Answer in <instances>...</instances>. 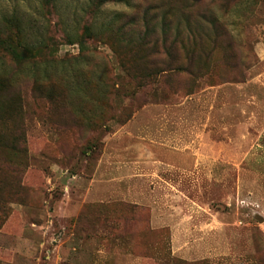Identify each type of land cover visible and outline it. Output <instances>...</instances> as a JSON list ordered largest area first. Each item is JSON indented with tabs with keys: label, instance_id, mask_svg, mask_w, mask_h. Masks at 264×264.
Listing matches in <instances>:
<instances>
[{
	"label": "rangeland",
	"instance_id": "rangeland-1",
	"mask_svg": "<svg viewBox=\"0 0 264 264\" xmlns=\"http://www.w3.org/2000/svg\"><path fill=\"white\" fill-rule=\"evenodd\" d=\"M144 36L176 39L200 77L135 80L167 59L143 60ZM263 72L264 0H0V264L148 256L151 200L181 233L155 264H264V160L197 167L181 129L185 95Z\"/></svg>",
	"mask_w": 264,
	"mask_h": 264
},
{
	"label": "crops",
	"instance_id": "crops-1",
	"mask_svg": "<svg viewBox=\"0 0 264 264\" xmlns=\"http://www.w3.org/2000/svg\"><path fill=\"white\" fill-rule=\"evenodd\" d=\"M235 100L241 101V105L234 106ZM188 101H193V106H187ZM182 111L186 115H181V129L192 128L197 138L193 157L197 167L204 161L264 160V72L243 84L226 83L202 89L185 98L181 103ZM191 115L193 117L187 118ZM237 144L242 146L237 148ZM213 171L208 170L209 175L212 176ZM250 171L253 170H248L251 174ZM149 203V254H120L129 258L128 264L170 263L176 257H181V233L170 230L168 220L160 217L161 213L157 211L153 200ZM103 240H107L106 236ZM107 254L108 258L113 257L109 256L110 251L103 249L93 253L101 258H106Z\"/></svg>",
	"mask_w": 264,
	"mask_h": 264
},
{
	"label": "trees",
	"instance_id": "trees-1",
	"mask_svg": "<svg viewBox=\"0 0 264 264\" xmlns=\"http://www.w3.org/2000/svg\"><path fill=\"white\" fill-rule=\"evenodd\" d=\"M54 0H45L46 3L51 4ZM147 22V23H146ZM149 21H147V18H145L144 23L145 25L148 24ZM209 26H211L212 30L214 31V38L212 43L216 44L220 39H224L229 43L230 45H235L232 38L229 36L227 31H225L221 26L217 25V23L213 20L210 21ZM215 28L216 30H214ZM178 41L174 39L172 42L168 43L165 38H162V40H158L156 43H152V41L148 40L146 36L142 38L140 45L143 47L142 52L140 53L142 55V59L145 61L150 60V56H160L165 55L167 59L163 62H152L150 63L151 71L150 73H146V75L138 76L134 78L135 80L142 81V80H149L148 85L152 84H162V82L169 76H178L180 74L187 73L194 79H197L200 77V73L203 70V66L198 64L195 59V53L186 54L185 56L186 60H181L177 57H172V52L176 48ZM182 50L185 51V47L183 43H181ZM208 56V55H206ZM147 64V63H146ZM149 64V63H148ZM163 64V67H162ZM207 66V64H205ZM226 84V83H223ZM147 85V86H148ZM222 85V84H220ZM219 86V85H215ZM146 87L145 85L142 87ZM214 87V86H211ZM200 92V91H199ZM198 93V92H196ZM196 93H188L185 95L184 98L194 95ZM132 114H129L126 120H124L123 124L128 122L131 118ZM114 118L108 120L107 122L113 121ZM0 164L4 167H8V164L4 161H0Z\"/></svg>",
	"mask_w": 264,
	"mask_h": 264
}]
</instances>
